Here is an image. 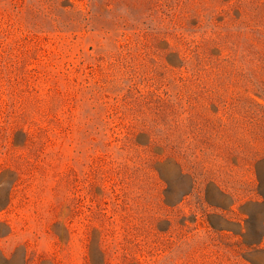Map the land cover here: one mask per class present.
<instances>
[{
    "label": "rangeland",
    "instance_id": "obj_1",
    "mask_svg": "<svg viewBox=\"0 0 264 264\" xmlns=\"http://www.w3.org/2000/svg\"><path fill=\"white\" fill-rule=\"evenodd\" d=\"M214 31L235 65L172 68ZM247 42L264 66V0H0V264H264V160L192 190L138 132L222 95L207 131L252 138Z\"/></svg>",
    "mask_w": 264,
    "mask_h": 264
},
{
    "label": "trees",
    "instance_id": "obj_2",
    "mask_svg": "<svg viewBox=\"0 0 264 264\" xmlns=\"http://www.w3.org/2000/svg\"><path fill=\"white\" fill-rule=\"evenodd\" d=\"M145 34L160 39L151 30L146 31ZM175 39L179 45L172 52L177 53L179 63H170V65L172 68L178 69L177 71L180 73L202 69L206 66L223 70L236 64L235 53L231 52L225 55L222 52L226 48L235 49L233 47L237 46L238 43L225 40L219 32L214 31L212 36L201 40L199 43H195L194 40L188 39L183 34H176ZM247 43L251 50L247 53L246 49H243V53L249 58V61L243 63L242 66L258 78L259 69H264L263 63H260L259 60L260 54L257 50L259 44L257 42ZM213 48L219 49L220 52L213 54L211 51ZM258 81V84L256 83L251 87L252 89L250 88L252 95L246 93L244 97L245 102H249L254 107V134L251 136L252 138L239 136L240 134L236 132L237 125L232 120L227 124V129L231 130L229 133H219L218 131L210 133L207 131L208 117L206 112L209 109L208 105L217 115L216 120L219 126L216 127L221 128L225 125H222L224 122L222 115H218L221 106L224 107L226 103L222 95H218V97L213 95L206 99L209 101H197V107L194 106L188 110L183 109L179 114L175 111L174 104L168 95L158 104L160 116L153 119L149 124H141L138 132L146 134L149 138V143L146 146L160 148V156L171 159L177 164L181 175H186L189 178L192 190L211 181L224 188H226L225 186L232 188L233 195H237L233 185L237 179L234 178L231 168L228 166V163L232 162V157L242 160V164H250V168L251 166L256 167L257 162L264 160V79L259 78ZM259 98L263 101H260ZM240 106L247 107L245 103ZM249 146L255 149L253 153L247 149ZM254 172L256 180L260 182L261 177L256 168ZM256 192L262 196L261 202L264 203V193L260 190Z\"/></svg>",
    "mask_w": 264,
    "mask_h": 264
}]
</instances>
